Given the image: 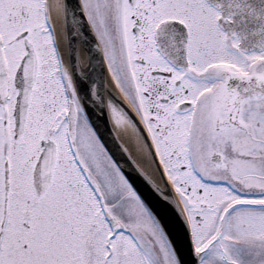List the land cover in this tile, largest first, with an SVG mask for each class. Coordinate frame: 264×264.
<instances>
[{"label": "rangeland", "instance_id": "1", "mask_svg": "<svg viewBox=\"0 0 264 264\" xmlns=\"http://www.w3.org/2000/svg\"><path fill=\"white\" fill-rule=\"evenodd\" d=\"M27 1L28 0H0V33L5 44V55L8 59L12 73L17 62L24 53L22 43H15L14 39L20 32L28 30L30 35L29 39L33 41L39 58L42 59V62L45 58L46 60H44V62L47 61L48 63L47 70L49 72L46 78L48 79L49 89H47L44 97H47L48 95L49 97L57 98L59 106L57 109L58 113L56 114L61 116V118L55 119V123L52 126L55 133L53 134L52 132L50 139L54 140L58 147L61 148L63 143L66 141L64 112L67 100L64 102V99L59 97L61 94L59 91L61 90V78L58 65L56 63H54L55 65H52L51 63L54 58L51 54L52 37L49 34L47 25L42 16L39 19L36 17L33 19L31 18L27 23H25V25H21L18 19L16 22L14 21V14L20 12V10L13 12L11 9L14 5H16L14 7L20 8L21 2L25 4ZM30 1H33L35 8H37L40 3L41 5L43 3V0ZM82 1L84 3L91 27L101 48L104 50L105 59L110 69L109 71L125 98L138 113L143 123H146V125L150 128L152 137L160 150L161 159L163 160L166 170L170 175V180L174 185L187 213L194 243L197 248H204L209 234L211 236V233L216 231L218 225L220 224L219 214L221 213L219 209L226 205L232 197L225 193L226 189L224 186L217 184L219 187L214 189L210 186L208 182L209 179L208 181H205L203 180V176L198 174V171H200L203 166L202 161L198 160L200 154L195 153L196 157L194 156V151L199 149V144L195 137L200 131L199 127L202 123V115H196L198 117V122H195L192 120L193 118H191V115H183L181 117L173 112V126H178L179 130H174L173 128L171 131H166L164 126L168 125L169 122L163 117L159 119L158 116L150 114L148 101L142 94L143 87L139 84L137 76L139 67L133 60L137 57L134 53L136 42L132 40L129 33L126 32L127 47L125 46V48L121 49L119 33L115 30H111L112 27L108 26V24L115 25V12L118 10V6L121 5L122 0ZM122 7L126 11V14L130 12V8L126 0H124ZM111 13H114V17H112ZM122 50L125 54H122ZM147 55L152 57L155 56L153 52ZM237 58L241 64H234L236 67L233 68L236 71L252 68L253 65H243V62L247 59L241 57ZM233 61L237 63L235 59ZM211 67L213 66L202 64L199 68H197V70L201 74L206 75ZM217 67L218 66H215V68ZM217 70L214 72H218ZM216 81V77L213 75H211L208 80H204L203 82L193 81V92L188 100L193 105L197 106V109L199 105L201 106V104L204 107L207 106L209 104L207 95H209L208 93L214 88ZM56 88L58 89L57 94L59 96L55 93ZM40 97V99H42V95ZM13 99L14 96L12 95L6 107L4 116L8 120L9 137L6 143H4L2 138L3 114L0 111V218L2 216L1 201L3 186V162L8 160L11 170V182L13 180L11 186L13 191L12 195L19 204V210L17 213L15 212V215L17 216V229L20 232L23 229L22 223L24 221V211L26 210V200L29 199L32 201L33 190L31 185V170L37 156L38 150L35 149V146H37L38 141L36 140L34 143L31 138L27 137V143L25 145L26 148H22L20 146L18 149L13 145L10 134L12 127L11 110ZM250 104L252 105H249L246 108L245 114L242 115L241 120L248 125L251 134L255 138L262 139L260 140V142H262L264 141V113H259L257 111L255 103ZM151 117L158 119L157 123L149 124V118ZM112 118L113 121L119 119L126 126L123 119L114 111H112ZM157 124L161 125L159 127V132H156L155 130ZM50 126L51 124L49 123L46 128L43 127L45 130L42 132L41 136H45L47 134V130H51ZM126 128L129 129L128 126H126ZM127 131H129L132 135L134 133L131 129ZM48 133L50 136L51 131ZM76 144L81 162L97 186L106 207L110 211L111 215L123 225L122 230L113 235L111 248L107 251V254L112 255V257L111 259L108 258L107 263L168 264V261H171L170 254L154 221L136 194L116 169L112 161L100 147L80 113L78 114L76 126ZM239 148L240 143L236 145V149L238 150ZM260 148H263L262 150L264 151V144ZM63 150L66 152L65 146L63 147ZM175 150L177 153L175 156H172L174 154L173 151ZM65 154H67V152ZM176 155H181L182 158L179 160ZM196 159L198 161V165L196 163ZM182 167L185 169H181ZM80 181H82L84 186L92 192L91 196L95 200L96 198L93 194V187L88 186L89 184L86 181V178H82ZM226 184L228 183L226 182ZM189 187H191V190L188 189ZM198 189L203 191L202 196L197 194ZM207 194H212L213 198L206 199ZM54 196L55 192L49 191L47 197L40 201L38 205H34L33 203L31 208H29L33 212L32 220L30 221V225L32 227L31 231H34L33 222H37L35 218L37 217L39 209L43 206V202L47 203L50 198H53ZM205 203L212 205L214 210L205 211L202 207V204ZM243 210L245 209H241L239 212H243ZM196 216L200 218V221L195 220ZM91 218L94 220H88L84 230L82 231L84 234L83 238H87L91 235L90 228L92 226H98L96 231L98 234L94 237L95 245L93 249L97 250L94 264H101L103 263L101 259L105 258V238L106 235L110 233V230L106 229L98 204ZM240 219V217L234 221L231 219L229 222L231 223L233 221V224L231 227L230 224L225 227L226 233L229 234L235 232L239 235L243 234L244 237H249L255 229H242L241 223L244 220ZM249 220L250 221L245 220L246 223L251 225L257 223L256 219ZM9 226L10 224H8L7 232H9ZM102 228L104 230H102ZM81 248H86L84 245V239L81 240ZM232 254H234V252H232Z\"/></svg>", "mask_w": 264, "mask_h": 264}, {"label": "flooded vegetation", "instance_id": "2", "mask_svg": "<svg viewBox=\"0 0 264 264\" xmlns=\"http://www.w3.org/2000/svg\"><path fill=\"white\" fill-rule=\"evenodd\" d=\"M23 6L25 7V14L22 12V15L25 18H28L29 12L37 15L42 11L41 3L37 8H35L33 1ZM16 9L17 7H13L12 11L16 12ZM219 18V12L204 0H135L129 15L119 13L115 15L116 24H110V27H114L113 29L116 31H125L129 27L131 32L133 29L137 31V35L133 36L136 42L134 52L138 57L134 60L139 67L138 79L143 87L142 94L148 101L151 114L172 120L174 104L191 94L193 89L191 80L194 78V73L191 70L179 71L182 75H178L179 72L157 53L154 38L156 29L166 21L182 23L189 33L187 58L190 64L195 66V64L216 63L217 60L225 58L222 51L223 47L235 49L237 44L235 38L227 39L218 28L217 21ZM25 21L23 20V22ZM127 23H130V26ZM172 38L174 39V36ZM192 44L196 48L195 57L189 55V47ZM152 52L154 57L147 55ZM157 71L164 75H153V72ZM248 77L247 79L243 78V86L238 79L228 80L222 84L217 95V105L212 106V109L207 112L209 128L218 134L214 137L213 142L225 146L221 147L218 152L220 150L231 152L232 144L238 140L242 127L231 117L232 113H237L239 98L250 93L249 91L253 88L252 85H255L256 80L257 83L258 80L264 83V79L260 80L255 75ZM163 98L166 99V102H161ZM227 101L229 108L225 105ZM218 152L211 153L210 161L212 163H214L213 160ZM253 195L251 198L255 199L234 201L228 204L229 207L222 210L219 220L224 223V227L229 226V224L231 227L233 221L240 217V220H244L241 223L242 229L249 228L255 229V231L249 237H244L243 234L239 235L235 232L229 234L212 232L202 249L204 251L202 255L203 264H264V200L259 199L264 195L262 192ZM212 197V194H207L206 199H212ZM9 200L8 205L11 206L10 228L6 239L5 234H3L0 242V248L4 246V251L0 254V264H94L97 255V250L93 249L94 237L98 234V232L95 233L97 226H92L91 235L83 238L80 223L77 225V231L68 233L69 228L72 227L71 222L75 223V219L68 223L65 217L63 221H47L46 232L31 231L32 211L29 208L33 202L27 199L23 221L26 230L19 232L16 225L17 216L15 215V212L17 213L19 210V204L12 195ZM233 204L234 207H232ZM241 209L245 210L239 212ZM204 210L212 211L214 208L205 203ZM48 218L54 220L49 216ZM231 219L233 221L230 223ZM249 219H256L257 223L252 225L246 223L245 220L250 221ZM1 224L2 220L0 230ZM82 239H84L86 246L84 249L81 248ZM107 243L105 258L101 259L103 262L101 264H108V258L111 259L107 254Z\"/></svg>", "mask_w": 264, "mask_h": 264}, {"label": "water", "instance_id": "3", "mask_svg": "<svg viewBox=\"0 0 264 264\" xmlns=\"http://www.w3.org/2000/svg\"><path fill=\"white\" fill-rule=\"evenodd\" d=\"M51 0H46V18L49 21ZM65 39L66 70L69 75L75 98L99 142L106 150L116 167L125 177L139 199L152 215L166 239L177 264H200L195 253L189 224L184 210L173 189L163 174L151 142L139 119L116 90L111 81L99 44L87 21L80 0H61ZM52 30V28H51ZM24 35H21L22 37ZM26 55L15 74V86L18 96L14 110L16 137L23 130L29 96L37 72V60L33 48L27 40L24 42ZM264 46V40H263ZM0 37V93L4 97L6 90V64L3 57ZM248 51L250 48H243ZM257 49H260L257 47ZM184 42L179 48L183 54ZM118 94V96H114ZM112 98L113 106L135 130L140 149L127 147L119 138L111 121L107 101ZM188 106L183 105V109ZM75 107L69 103L67 114L68 138L74 154ZM43 150L35 166L34 186L38 196L47 189L55 163L56 150L53 142H42ZM144 152L143 156L141 154ZM111 221V219L108 217ZM112 222V221H111Z\"/></svg>", "mask_w": 264, "mask_h": 264}, {"label": "bare ground", "instance_id": "4", "mask_svg": "<svg viewBox=\"0 0 264 264\" xmlns=\"http://www.w3.org/2000/svg\"><path fill=\"white\" fill-rule=\"evenodd\" d=\"M51 5L53 7V10L51 11L49 15V21H51V27L53 28L56 36V42L58 44L59 52L63 58V62L65 66L67 67V63L65 60V39H64V28H63V21H62V14H61V0H52ZM68 68V67H67ZM258 79H264V75L259 74L257 75ZM114 96H118V94H115ZM114 103L112 98H109L107 101L108 109L111 112V108H113L112 104ZM264 104V102H261ZM119 120V119H118ZM114 120L115 127L117 128L115 131L118 133L120 140L129 148L141 150L140 146L142 145L139 139L130 134L129 129L126 128V126L121 122L120 120ZM136 147V148H135ZM144 152L141 154L143 156ZM165 169V168H164Z\"/></svg>", "mask_w": 264, "mask_h": 264}, {"label": "trees", "instance_id": "5", "mask_svg": "<svg viewBox=\"0 0 264 264\" xmlns=\"http://www.w3.org/2000/svg\"><path fill=\"white\" fill-rule=\"evenodd\" d=\"M55 91L58 93L57 88ZM35 96L37 98V95H35ZM55 99H56V97L52 98V97H49L47 95L45 102L42 101V103H40V102L36 103V100H33L32 110L30 111L31 124H34L33 119L35 117L38 118V117L42 116V120L40 121V123H45V122L49 121V118L54 113L55 108L53 109V103L56 102ZM54 104L56 105L57 103H54ZM65 187L68 188V186H65Z\"/></svg>", "mask_w": 264, "mask_h": 264}]
</instances>
